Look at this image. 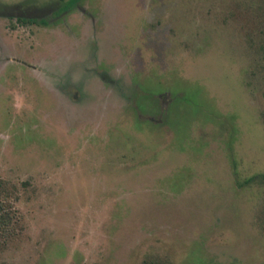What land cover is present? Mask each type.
<instances>
[{
  "label": "rangeland",
  "instance_id": "374dc122",
  "mask_svg": "<svg viewBox=\"0 0 264 264\" xmlns=\"http://www.w3.org/2000/svg\"><path fill=\"white\" fill-rule=\"evenodd\" d=\"M0 181V264H264V0H0Z\"/></svg>",
  "mask_w": 264,
  "mask_h": 264
},
{
  "label": "trees",
  "instance_id": "16d2710c",
  "mask_svg": "<svg viewBox=\"0 0 264 264\" xmlns=\"http://www.w3.org/2000/svg\"><path fill=\"white\" fill-rule=\"evenodd\" d=\"M17 200L15 185L0 181V248L18 232L19 215L15 207Z\"/></svg>",
  "mask_w": 264,
  "mask_h": 264
}]
</instances>
